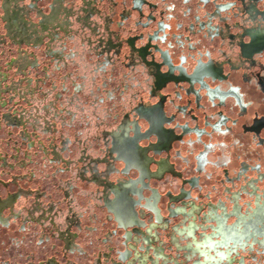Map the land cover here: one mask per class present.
Masks as SVG:
<instances>
[{"label": "flooded vegetation", "instance_id": "1", "mask_svg": "<svg viewBox=\"0 0 264 264\" xmlns=\"http://www.w3.org/2000/svg\"><path fill=\"white\" fill-rule=\"evenodd\" d=\"M14 1L1 0L3 12L0 14L6 32L2 34L0 29V53L7 54L4 48L7 42L20 49L19 57L9 56V69L0 67V123L10 128V138L17 143L12 145L16 151L11 153L13 161L0 150V169L10 172L15 168V162L24 166L29 160L34 162L35 154L39 153L49 162L67 160L63 153L72 138L61 130V122L67 121L66 118L55 120L44 113L40 116L38 106L34 110L30 107L34 100L46 97L49 102L41 105L57 112L64 91L70 87L73 90L78 87L77 91L82 89L69 75L74 73L68 70L65 49L52 44L56 35L60 37L72 26L66 15L70 11L65 0H51L48 11L40 5L42 0H28L27 5L24 4L26 0ZM88 1L81 16L83 24L91 31L99 30V45L95 49L105 56L98 64V70L106 71L111 60L116 61L126 45L135 56L134 61L149 72L152 78L150 95L155 97L153 101H139L133 112L124 114L116 127L104 136L107 155L100 162L107 163L106 175L116 172L127 175L133 171L136 175L115 181L104 178L98 169L99 161H95V165L90 162L92 165L86 166L82 173L86 180L88 175L91 182H105L103 207L115 224L112 231L115 235L120 232L122 241V248L110 245L112 250L103 251L94 264H264V163L243 158L234 172H230L228 163L221 165L222 196L216 200L206 197L207 194L210 196L216 183L211 184V189L205 190L202 197L194 194L195 189L205 186L201 184L202 174L212 178L206 167L217 166L208 160L213 144L206 142L204 137L225 134L239 124L242 132L255 135L257 145L264 148V111L254 110L249 120L241 121L240 116L232 117L224 110L229 101L239 112L250 110L247 83H234L230 70L232 65L240 67L241 64L231 57L222 62L209 48H200L183 38L176 29L175 3L174 8H168L172 3L165 5L162 0H130L131 14L121 13L125 18L122 24L133 17L138 28L121 40V35L111 28L113 18L110 15L107 17L111 20L106 19L102 31L98 23L95 24L94 16L103 11L99 6L102 0ZM261 1H199L203 6L213 3L211 12L216 10L214 16L242 8L249 24L242 27L239 36L231 28L224 33L230 42L237 44L242 64H256L264 53V5H260ZM32 10L38 11L39 23L28 19ZM221 27L211 21L209 25L204 23L202 28L204 34L213 39L223 34ZM104 30L111 34L104 37ZM41 47L45 58L32 50ZM10 70L18 74L17 78L12 77ZM255 80L264 94V72L257 71ZM103 83L107 94L113 93L108 79ZM97 86L101 88L100 84ZM171 100L175 111L168 112L167 105ZM210 106L216 107V111L209 112ZM212 114L216 115L214 119ZM187 136L204 144L195 155V169L199 174L189 177L176 168L171 155L172 151H180L177 144L190 140ZM82 157L90 159L92 155L86 150ZM167 175L181 178L182 186L177 192L168 190L164 195L152 181L162 180ZM3 182L9 184L0 178L4 185ZM65 191L67 198L76 201L73 188ZM22 196V191H15L0 197L2 226H10L13 218L22 217V210L15 208ZM163 196L168 200L166 214L160 206ZM38 204V208L24 214L28 218L24 221L34 220L40 227L46 222L56 226L57 206L42 201ZM7 209L12 211V216H6ZM148 214L153 220H146ZM177 217L183 222H173ZM82 218L77 211H71L63 230L55 228L50 233L45 231L44 235L51 239L50 234L58 233L57 239L67 250L74 252L79 233L73 227L82 228ZM169 228L173 235L167 241L162 237V231ZM26 229L24 225L23 230ZM104 239L108 241V238ZM40 264H59V261L49 257Z\"/></svg>", "mask_w": 264, "mask_h": 264}, {"label": "rangeland", "instance_id": "2", "mask_svg": "<svg viewBox=\"0 0 264 264\" xmlns=\"http://www.w3.org/2000/svg\"><path fill=\"white\" fill-rule=\"evenodd\" d=\"M162 1L165 5L166 3H172L168 8H174L173 3L176 4L174 10L176 14L175 22L178 23L176 29L182 34L183 38L193 41L200 48H209L212 55L222 62L229 61V57H231L237 64H241L240 67L232 65L230 70H232L234 83L242 84V81H246L247 86L245 87L248 91L247 98L250 101V110L248 113L239 112L234 103L229 101L224 109L225 112L232 117L240 116L241 121L249 120L254 110L263 112L264 94L256 83L255 75L257 71L264 72V53L259 57L256 64H242L237 44L230 42L224 34L231 28L239 36L242 27L249 24L242 8L236 5L237 8L231 12H225L223 16H214L216 10L211 12L214 9L213 3L203 6L199 2L200 0H190L189 2H186V0ZM28 2L26 0L24 4L27 5ZM50 2L51 0L40 2L44 11H48ZM65 2L70 11L66 15L70 19L69 24L72 26L67 30L65 29L60 37L56 35V40L52 44L56 48L65 49L66 59L69 62L68 70L74 73L69 75L73 81L76 80L80 83L82 89L77 91L78 87L76 90L70 87L64 91L63 97L57 104L59 107L57 112H51L46 106L41 105L43 102H49L46 97L34 100V104L30 109L34 110L38 106L40 116L49 115L48 118H54L55 120H65L66 118L67 121L61 122V130L65 136L70 135L72 142L63 153L67 159L65 162H49L39 153L38 155L35 154L36 159L34 162L29 160L24 166L15 162L16 166L11 172L0 169V178L9 181V184L3 182V185L0 183V197H5L9 192H23V196L15 206L16 209L22 210V217L13 218L10 226L4 227L0 224V264H26L27 262L40 264L43 259L47 260L49 257H55L59 264H94L99 260L103 251H111L112 246L122 248L120 232L117 235L114 234L112 230L115 228V224L103 207L102 196L106 190L105 182H91V178L87 175L86 180L82 173L86 170V166L88 168L92 164L95 165V161L100 162L105 159L108 147L104 136L116 127L121 117L126 113H132L134 106L139 101L149 102L155 99L150 95L152 78L146 68L139 65L138 61H134L135 56L126 45H124L123 52L116 61L111 60V64L106 68V71L104 69L98 70V64H101V59L105 56L98 54L95 49L99 45L97 44L99 30L91 31L87 25L83 24V16H81L84 6L89 1L65 0ZM18 3L20 5V2ZM260 5H264V0L260 2ZM2 6L0 0V14L3 12ZM99 6L103 11L101 14H96L94 19L95 24L98 23L100 31L104 29L106 19L111 20L107 17V15H110V18H113L111 28L121 35V40L125 36L136 32L138 27H135L136 23L133 17H129L128 23L125 25L122 24L125 18L121 13L131 14L130 0H102ZM28 19L39 23L38 11L32 10ZM211 21L220 24L222 26L221 30H223L221 36H216L213 39L205 35L202 28L204 23L209 25ZM180 23H182V26ZM200 27L202 30H200ZM0 29L2 34H6L1 20ZM95 29L97 28L95 27ZM110 34L111 32L108 30L103 32L104 37ZM4 48L7 54L0 53V67L7 70L11 66L7 61L9 56L19 57L20 49L8 42ZM32 50L40 58H45L43 47L33 48ZM130 60L133 61L132 65H130ZM10 73H12L13 78H17L18 74L16 72L10 70ZM104 79H108L109 87L113 93L107 94L105 91ZM99 84L101 88L97 86ZM216 109V107L210 106L209 112L216 111ZM167 110L168 112L175 111L173 100L168 102ZM244 114L247 116L245 117ZM211 117L214 119L216 115L212 114ZM0 126H2L0 128V150L9 160L13 161V154L11 153H16V151L12 145H17V143L10 138V128L1 123ZM16 133L17 130L15 129L14 134L16 135ZM13 137L15 136L13 135ZM187 138H190V140L176 145V148L180 151L171 152L176 168L181 170L185 177L199 174L196 173L195 169V155L204 148V144L193 136H187ZM204 140L212 142L213 147L209 149L208 160L212 164H217V166L208 165L206 167L207 171L212 174V178L209 179L202 174L201 184L205 186L202 189L194 190V194L199 197L204 195L205 190L211 189L213 183H216L217 186L212 188L210 196L207 194L206 197L216 200L219 196H222L221 184L219 183L221 177L219 166L228 163L230 172H234L238 168L239 160L243 158L252 162L261 161L264 163L263 146L257 145L255 135L242 132L239 124L225 134H213L204 137ZM251 146L254 148L250 149ZM86 150L88 154L92 155L90 159L82 157ZM5 151L10 154L7 155ZM92 161L93 163L89 164ZM98 169L104 175V178L108 177L113 181L123 176L136 175L134 171L127 175L119 172L106 175L108 171L106 162H100ZM181 183V178L169 175L162 180L152 181V185L157 187L164 195L168 190L177 192L182 186ZM71 188H73L76 201H72L71 198H67L65 195V190ZM41 201L44 204L53 203L57 206L55 209L58 212V216L55 217L56 226L54 224L51 226L49 222H46L40 227L34 220L24 221L28 219L24 217V214L38 208V202ZM167 202V198L163 196L160 206L165 214ZM71 211H77L78 216L83 215L82 220L84 221L82 228L73 227V230L79 233L76 240L78 246H76L74 252L67 250L65 245L57 239L58 233L50 234L51 239L44 235L45 231L50 233L55 228L63 230L67 215L71 214ZM5 214L10 217L12 211L7 209ZM146 220H153L152 215L148 214ZM173 222H183V220L177 217ZM24 225L27 228L26 230H23ZM171 234L173 235L171 228L162 231V237L167 241ZM104 238H108V241H105Z\"/></svg>", "mask_w": 264, "mask_h": 264}]
</instances>
